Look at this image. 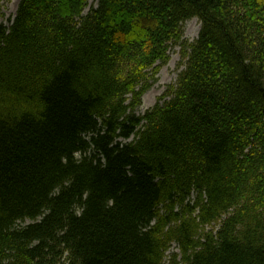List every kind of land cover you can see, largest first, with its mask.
<instances>
[{
	"label": "trees",
	"instance_id": "obj_1",
	"mask_svg": "<svg viewBox=\"0 0 264 264\" xmlns=\"http://www.w3.org/2000/svg\"><path fill=\"white\" fill-rule=\"evenodd\" d=\"M87 3L0 22V264H264V0Z\"/></svg>",
	"mask_w": 264,
	"mask_h": 264
},
{
	"label": "rangeland",
	"instance_id": "obj_2",
	"mask_svg": "<svg viewBox=\"0 0 264 264\" xmlns=\"http://www.w3.org/2000/svg\"><path fill=\"white\" fill-rule=\"evenodd\" d=\"M18 3H19V1H18ZM18 3H17V5H18ZM88 3H89V6L86 8L85 13H87L92 6L96 5L97 0H93V1L89 0ZM17 5H16L15 10H14V0H11L10 2L2 1L1 7H0V22L1 23H3L6 26L11 25V21H13L14 15H16ZM140 17H139V19H140ZM135 19H136V17L134 18V20ZM134 20H133V22H134ZM141 22L144 24H147L149 22V19L145 18V17H141ZM198 27H199V31H200L201 23H200L198 18L195 17V18H192L191 20H188L184 24V27H183L184 31H183L182 41H184L185 43H193L197 39L198 34H199V31L197 30L198 34L196 35V29ZM138 32L139 31L135 28H132L130 30L127 29V33L129 36H136V34ZM147 35H148V32L145 31V34L140 35L138 40H145L147 38ZM168 51H169L168 52L169 53V60L167 63H165L160 68L159 72L156 75L157 79L153 82L152 87L145 93L148 95V97L146 99H151L152 96H155L156 97L155 100L157 101L158 98L164 93V91H166V89H168L170 87V85H173L174 83L177 82L178 75H179L180 71L184 68V66L179 67V65L181 64V61H182V57H183V55H182V43L172 45ZM144 95L142 97L141 106L137 108V113H139V114H143L147 109L152 107L156 102L155 101L153 104H151L148 107H144ZM88 154H90V152H88ZM76 155L78 158L82 156V154H80V153H78ZM207 228L210 229L211 226H208ZM172 252H179V248H178V245L176 243L173 244V247L170 249V251L168 253L170 254Z\"/></svg>",
	"mask_w": 264,
	"mask_h": 264
},
{
	"label": "bare ground",
	"instance_id": "obj_3",
	"mask_svg": "<svg viewBox=\"0 0 264 264\" xmlns=\"http://www.w3.org/2000/svg\"><path fill=\"white\" fill-rule=\"evenodd\" d=\"M18 1L19 0H14V10H15V7H16ZM90 1H93V0H90ZM183 26H184V22H180V27H183ZM197 30L199 31V27L196 29V35L198 34V31ZM147 97H148V95L145 94L144 95V107L150 106L151 104H153L155 102V99H156L155 96H152L151 99H146Z\"/></svg>",
	"mask_w": 264,
	"mask_h": 264
}]
</instances>
